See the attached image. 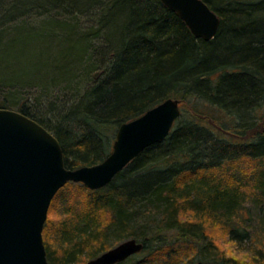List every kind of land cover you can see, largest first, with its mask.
I'll return each mask as SVG.
<instances>
[{
    "label": "trees",
    "instance_id": "trees-1",
    "mask_svg": "<svg viewBox=\"0 0 264 264\" xmlns=\"http://www.w3.org/2000/svg\"><path fill=\"white\" fill-rule=\"evenodd\" d=\"M207 4L219 27L205 41L160 0H0V107L51 131L67 168L102 161L118 126L164 99L181 108L106 186L57 191L49 264L96 257L110 238L144 244L115 264H264V243L239 259L208 228L239 245L248 215L264 216V0Z\"/></svg>",
    "mask_w": 264,
    "mask_h": 264
},
{
    "label": "water",
    "instance_id": "water-1",
    "mask_svg": "<svg viewBox=\"0 0 264 264\" xmlns=\"http://www.w3.org/2000/svg\"><path fill=\"white\" fill-rule=\"evenodd\" d=\"M196 38L208 41L219 17L208 0H160ZM179 100L166 98L116 130L111 151L100 162L67 168L56 136L22 112L0 107V264H49L42 230L50 203L67 182L89 189L106 186L145 148L164 140L179 117ZM135 238L89 259L86 264H115L140 253ZM193 264H224L197 260Z\"/></svg>",
    "mask_w": 264,
    "mask_h": 264
},
{
    "label": "rangeland",
    "instance_id": "rangeland-1",
    "mask_svg": "<svg viewBox=\"0 0 264 264\" xmlns=\"http://www.w3.org/2000/svg\"><path fill=\"white\" fill-rule=\"evenodd\" d=\"M239 163H240L239 170L241 171L242 174H244V176H246V174L250 172L252 166L249 164L246 165L241 161ZM248 217L249 218L247 221V225L249 227L250 236L245 241L240 242L239 245H236L233 242L229 241L225 236L224 232L222 231V229L218 226H215L216 224H214V226H212L211 228L208 227L211 230V233L216 235L217 237L216 243L219 246L218 249L220 251L223 250V252L226 255L243 259L246 255L249 254L252 247L257 248L258 246L263 245L264 216L261 215V212H258V209H254L253 212L250 214V216L248 215ZM117 243L119 242L115 241V239L113 238H110L109 240L110 247L115 246ZM187 251L188 253L194 254L193 250L188 249ZM88 260H89L88 258L82 257L79 263L76 264H86ZM180 264H183V262Z\"/></svg>",
    "mask_w": 264,
    "mask_h": 264
}]
</instances>
